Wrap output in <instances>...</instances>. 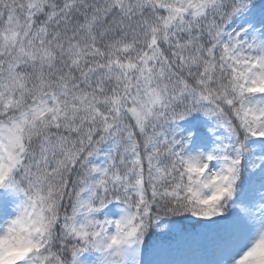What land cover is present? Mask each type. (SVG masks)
Here are the masks:
<instances>
[{"label":"snow or ice","instance_id":"snow-or-ice-1","mask_svg":"<svg viewBox=\"0 0 264 264\" xmlns=\"http://www.w3.org/2000/svg\"><path fill=\"white\" fill-rule=\"evenodd\" d=\"M0 264H264V0H0Z\"/></svg>","mask_w":264,"mask_h":264}]
</instances>
